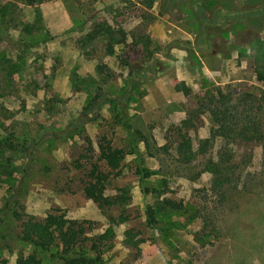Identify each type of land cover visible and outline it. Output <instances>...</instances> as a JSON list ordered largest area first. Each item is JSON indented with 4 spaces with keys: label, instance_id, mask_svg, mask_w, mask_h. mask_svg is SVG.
<instances>
[{
    "label": "rangeland",
    "instance_id": "obj_1",
    "mask_svg": "<svg viewBox=\"0 0 264 264\" xmlns=\"http://www.w3.org/2000/svg\"><path fill=\"white\" fill-rule=\"evenodd\" d=\"M172 1L33 0L28 6L16 2L14 12L4 16V33L0 38L1 261L14 264L20 255L30 251L15 239L18 227L12 218L13 209L36 218L57 210L67 218L95 222L94 232L107 225V215L115 217L121 211L113 208L101 212L85 198L82 188L90 162L95 161L98 153L99 138L105 136L113 146L124 147L127 134L114 123L107 105L100 107L96 118L82 116V112L97 86L118 90L127 76L120 61L135 62L143 55L140 42L133 43L141 35L149 36V47L156 44L160 51L154 56L156 70L150 77L166 66L167 57L161 56L169 52L170 46L153 37L151 10L166 7ZM199 6L193 7L200 10ZM234 6L240 13L234 17L240 23L232 21L237 33L232 42L236 46L225 51L235 55L234 63L244 56L247 74L242 80L230 78L216 84L200 74L193 83L184 84L188 89L186 95L181 89L183 82L180 83L182 100L151 108L144 100L147 81L142 86L144 95L138 89L132 92L128 120L132 128L146 137L150 153L143 142H138V154L126 155L106 182L103 195L114 196L119 188H126L130 196L123 208L127 221L114 226L113 247L104 255L108 264L134 261L135 250L121 244L127 228H133L145 242L166 230L169 240L165 243L176 264H187V259L191 264H264V161L261 148L255 143L229 145L233 162L243 167L242 173L249 174L251 181L248 190L241 193L243 177L235 174L220 188L225 191V202L219 211L209 209L203 214L208 221L212 220L211 214H216L213 226L203 224L200 218L191 221L176 216H171V221L179 228H168L166 220H160V229L146 223L145 208L156 207L162 198L185 203L196 195L198 205L203 200L209 208L215 203V192L220 189L210 187L209 173L189 178L195 176L204 159L198 156L188 168L178 163L180 155L176 150L179 129L190 140L192 149L208 136L210 124L206 113H196L190 128H181V122L196 111L197 99L210 92L211 83L220 87L231 84L255 94L264 92V80L256 81L253 72L264 62V0H238ZM203 14L206 17V12ZM93 29L98 32L88 39L86 35ZM241 29L245 30L244 35H239ZM213 30L209 28L212 35ZM239 38L244 40L242 44ZM100 63L113 71V78L97 75L95 67ZM215 154L213 147L205 157L213 159ZM138 163L158 170L145 180L148 192H142L139 186L135 171ZM194 231L209 234L203 245L195 241ZM182 237L189 245L183 243Z\"/></svg>",
    "mask_w": 264,
    "mask_h": 264
},
{
    "label": "trees",
    "instance_id": "obj_2",
    "mask_svg": "<svg viewBox=\"0 0 264 264\" xmlns=\"http://www.w3.org/2000/svg\"><path fill=\"white\" fill-rule=\"evenodd\" d=\"M32 1H2L0 4V19L2 20L0 21V38L4 33V16H7L8 12H14L16 2L28 6ZM34 1L43 2L46 0ZM97 32L96 29H93L86 37L92 39ZM138 39L133 43L140 42L143 55L135 62L120 61L121 66L127 70V76L123 79L118 90H103L102 87L97 86L82 112V116L90 115L92 118H96L100 107L107 105L114 123L127 134L126 146L124 147L113 146L105 136L99 138L97 142L98 153L95 161L90 162V168L85 174L86 181H84L82 188L85 198L95 203L101 212L113 208H120L121 211L115 217L107 215V225L101 231L94 232L97 229L95 222L87 219L67 218L63 212L57 210H52L43 217L36 218L33 215L23 213L21 210L13 209L12 218L18 227L15 239L30 248V251L26 255H20L14 264H108L104 255L113 247L114 226L127 221L123 208L130 200V196L126 188H119L118 193L114 196L103 195L106 182L110 173L119 169L126 155L138 154V142H143L147 152L150 153L146 137L140 130L132 128L129 123L128 106L133 99L132 92L134 90L138 89L141 96L144 95L142 86L156 70L154 56L160 51L156 44L149 47L151 45L149 36L141 35ZM30 43L33 44L34 42H28V44ZM95 71L98 76L114 77L113 71L102 63L96 65ZM253 72L256 81H263L264 62L254 67ZM211 84L210 92L197 99L196 111L190 113L191 117L181 122V128H190L193 126L192 117L196 113H206L210 124L208 136L200 139L197 147L192 149L190 140L181 134L179 129L177 133L180 140L176 146L177 153L180 155L178 163L191 168L192 162L200 156L204 161L201 165L198 164L199 170L195 176L189 178L194 179L201 173L207 172L210 175V187L220 189L231 176L236 174L239 178L243 177L240 185V192L242 193L248 190L251 180L248 178L249 174L242 173L243 167L233 162L229 145L236 142L255 143L260 146L264 161V92L255 94L248 90L237 89L231 84H225L222 87ZM181 89L185 95L188 94V89L184 83H181ZM88 144L90 146V143ZM213 147H216L215 158L205 157L208 150ZM163 148L164 146L161 147V149ZM135 171L139 176L138 183L142 192H148L145 180L151 175L157 174L158 170L145 168L141 163H138ZM0 182H2L1 176ZM151 192L154 193L155 190L151 189ZM215 195V203L210 208L204 205V200L198 205L200 200L197 199L198 196L196 195L191 198V201L185 203L162 198L156 202V207L145 208L146 223L149 227L160 229L163 227V225L160 226V222L166 220L165 223L169 225L168 228H179L177 223L171 221V216H176L191 221L200 218L203 224L209 223L213 226L217 220L216 214H211L212 220L210 221H208V216L203 214L208 213L209 209L219 211L226 199L225 191L222 189L216 191ZM156 215H160L161 219L156 218ZM166 233L164 230L163 234L167 235ZM248 234H252V232H248ZM193 235L195 241L201 242L202 245L209 236V234L204 235L197 231H194ZM144 242L145 239L138 237L133 228H127L123 231L121 244L126 248L135 250L134 260L139 256V246ZM259 245L252 247L256 248ZM186 263L191 264V261L187 259ZM0 264L6 263L0 260Z\"/></svg>",
    "mask_w": 264,
    "mask_h": 264
},
{
    "label": "crops",
    "instance_id": "obj_3",
    "mask_svg": "<svg viewBox=\"0 0 264 264\" xmlns=\"http://www.w3.org/2000/svg\"><path fill=\"white\" fill-rule=\"evenodd\" d=\"M183 2L173 0L166 7L151 10L154 25L152 35L159 42L168 43L170 48L166 55L161 56V59L167 57L164 59L166 66L148 78L145 84L144 100H147L149 108L182 100L180 83L188 86L200 74L216 84L230 78L240 81L247 74L244 56L234 63L232 60L235 55L230 50L225 51L236 46L232 42V39L237 38L232 21L234 17L240 16L234 6L238 0H197L196 4H193V0H186L185 7ZM194 5L202 7L199 6V10ZM208 5L211 7L205 8ZM235 22L240 23L238 20ZM209 28L214 29L213 35ZM244 33L243 29L239 31V35ZM243 41L239 38L241 44ZM165 240H169L168 235L156 233L139 246V256L130 264H173ZM181 240L189 245L186 237Z\"/></svg>",
    "mask_w": 264,
    "mask_h": 264
}]
</instances>
